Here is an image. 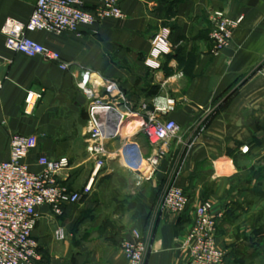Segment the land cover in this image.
Here are the masks:
<instances>
[{"label": "crops", "instance_id": "crops-1", "mask_svg": "<svg viewBox=\"0 0 264 264\" xmlns=\"http://www.w3.org/2000/svg\"><path fill=\"white\" fill-rule=\"evenodd\" d=\"M36 1L0 0V161L11 158L14 135H36L37 147L25 158L31 170L42 171L41 157L68 158L59 183L69 193L91 184L60 214L39 207L37 264H129L123 243L134 231L146 245L142 264H189L186 237L207 200L221 215V264H264V0H119L124 18L81 25L76 33L31 32L62 54L65 69L6 47L5 20L28 21ZM81 1L89 9L101 2ZM217 9L244 17L219 54L209 35ZM155 34L167 35L172 46L157 69L146 64ZM87 71L118 83L121 94L111 102L127 115L119 135L105 139L108 153L96 172L97 158L87 149L89 100L80 87ZM30 89L45 92L27 114ZM168 99L172 110H156ZM153 116L178 125L162 146L151 145L140 127ZM130 140L148 158L164 155L134 171L120 156ZM173 185L189 197L183 213L162 206Z\"/></svg>", "mask_w": 264, "mask_h": 264}, {"label": "built area", "instance_id": "built-area-1", "mask_svg": "<svg viewBox=\"0 0 264 264\" xmlns=\"http://www.w3.org/2000/svg\"><path fill=\"white\" fill-rule=\"evenodd\" d=\"M124 17L119 0H101L93 9L85 7L81 0H37L28 21L7 18L1 32L6 38L8 49L29 57L41 56L59 63L65 69L67 64L63 62L62 54L31 37V32L45 31L56 35L76 33L81 25H94L107 18ZM243 19V16L231 18L221 9L212 11L209 35L215 54L230 44L235 29ZM151 42L146 64L157 69L161 66V59L171 52L172 46L164 34H155ZM260 72L264 77V61ZM80 87L89 100L87 149L97 158L96 172L103 167L108 153L105 139L119 135L127 115L117 103L111 102V99H117L121 94L115 81L102 79L87 71L82 76ZM44 92V89L27 91L25 113L33 112ZM174 102L168 99L162 106L159 100L155 105L156 110L168 112L174 108ZM112 120L114 125L110 124ZM141 130L150 144L157 147L177 132L178 125L174 120L153 116L142 123ZM37 144L36 135H14L11 139V158L0 161V264H37L41 261L42 255L33 234L39 218V207L50 205L60 214L65 202H78L83 193L91 189L89 183L82 192L69 193L59 183L57 175L69 166L68 158L41 157L39 163L43 166L42 171L31 170L25 158ZM120 156L126 167L141 171L146 163L155 164L159 155L147 159L140 142L130 140L123 145ZM162 206L168 211L183 213L189 206V197L182 188L173 185L165 192ZM220 216L214 214L213 204L208 200L197 207L195 223L185 242L190 254L189 264H221L224 261L225 251L217 244ZM56 234L59 238L64 237L62 230ZM133 235L134 239L123 243V249L129 264H142L146 245L140 232L134 231Z\"/></svg>", "mask_w": 264, "mask_h": 264}, {"label": "rangeland", "instance_id": "rangeland-1", "mask_svg": "<svg viewBox=\"0 0 264 264\" xmlns=\"http://www.w3.org/2000/svg\"><path fill=\"white\" fill-rule=\"evenodd\" d=\"M229 16V15H228ZM230 17V16H229ZM241 17V16H240ZM239 18V17H238ZM235 19H237V18H235ZM231 43V42H230ZM165 120H168V119H165ZM177 132H178V130H177ZM177 132L174 134V135H176L177 134ZM171 137H173V135H171L170 137H168L166 140H164V141H162L161 143H160V146H162L163 145V143H165L168 139H170ZM89 152V151H88ZM90 153V152H89ZM91 154V153H90ZM157 155H159L158 157H157V159L159 158H161L163 155H164V153H159V154H157ZM149 158H152V157H149ZM148 157H147V159H149ZM157 162V161H156Z\"/></svg>", "mask_w": 264, "mask_h": 264}, {"label": "bare ground", "instance_id": "bare-ground-1", "mask_svg": "<svg viewBox=\"0 0 264 264\" xmlns=\"http://www.w3.org/2000/svg\"><path fill=\"white\" fill-rule=\"evenodd\" d=\"M134 123H135V122H134ZM134 123H133V124H134ZM137 123H138V122H137ZM141 123H142V122H141ZM138 124H139V123H138ZM138 124H137V125H138ZM135 126H136V125H135ZM129 127L131 128L132 126H129ZM129 127H127V128L129 129ZM140 127H141V126H140ZM123 128H124V127H123ZM125 130H126V127H125ZM128 131H130V130H128ZM128 131H127V132H128ZM125 132H126V131H125ZM126 134H127V133H126ZM126 134H125V135H126ZM128 134H129V133H128ZM126 136H128V135H126ZM130 136H131V135H130Z\"/></svg>", "mask_w": 264, "mask_h": 264}, {"label": "water", "instance_id": "water-1", "mask_svg": "<svg viewBox=\"0 0 264 264\" xmlns=\"http://www.w3.org/2000/svg\"><path fill=\"white\" fill-rule=\"evenodd\" d=\"M145 166H146V165H144L143 168H144ZM143 168H142V169H143Z\"/></svg>", "mask_w": 264, "mask_h": 264}]
</instances>
